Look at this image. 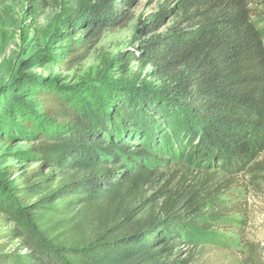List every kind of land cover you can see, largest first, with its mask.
Here are the masks:
<instances>
[{
  "label": "trees",
  "instance_id": "trees-1",
  "mask_svg": "<svg viewBox=\"0 0 264 264\" xmlns=\"http://www.w3.org/2000/svg\"><path fill=\"white\" fill-rule=\"evenodd\" d=\"M135 2L64 3L59 48L41 58L74 71ZM251 4L173 0L143 23L147 42L93 78L23 76L0 107V140L29 145L15 156L31 169L15 183L0 175L13 225L0 226V264H208L210 237L238 211L224 199L264 154V31Z\"/></svg>",
  "mask_w": 264,
  "mask_h": 264
},
{
  "label": "rangeland",
  "instance_id": "rangeland-1",
  "mask_svg": "<svg viewBox=\"0 0 264 264\" xmlns=\"http://www.w3.org/2000/svg\"><path fill=\"white\" fill-rule=\"evenodd\" d=\"M81 1L91 3L96 0H0V107L12 96L20 95L18 88L23 76L59 78L64 83L93 78L104 61L147 42L154 34H148L143 23L148 22L151 15L173 6V0H136L125 8L128 20L118 28L106 31L89 58L68 72L42 59L41 52L48 45L52 49L59 48L58 38H51V35L65 19L64 3L68 9H76ZM251 10L253 21L264 31V0H252ZM169 23L168 18L165 25ZM160 32H165L164 26ZM137 68L134 64L131 71H138ZM134 72H130V76ZM144 75V72H136L137 77ZM118 76L130 77L121 72ZM28 148L25 143L8 145L0 140L2 179L15 183L20 175L31 169L29 164L15 156ZM11 166L19 168V173L10 176ZM224 201L228 205H237L238 211L232 214L230 227L210 237L215 251H218L208 256V264H264V154L257 164L241 175L235 198L230 201L225 198ZM2 225L6 229L13 227L0 216Z\"/></svg>",
  "mask_w": 264,
  "mask_h": 264
}]
</instances>
